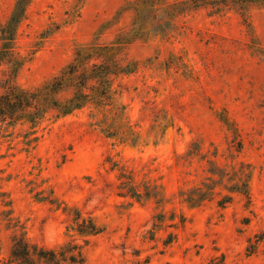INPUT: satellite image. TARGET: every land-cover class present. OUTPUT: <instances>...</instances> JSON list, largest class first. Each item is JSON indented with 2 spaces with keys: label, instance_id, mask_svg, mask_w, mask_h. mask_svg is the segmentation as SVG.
<instances>
[{
  "label": "rangeland",
  "instance_id": "374dc122",
  "mask_svg": "<svg viewBox=\"0 0 264 264\" xmlns=\"http://www.w3.org/2000/svg\"><path fill=\"white\" fill-rule=\"evenodd\" d=\"M175 1L30 0L16 31L20 86L43 85L96 42L129 41L121 55L137 66L103 110L0 131V259L25 234L83 244L84 264H264V5L244 20L234 6L176 14ZM15 3L0 0V28ZM216 149L221 164H250L249 204L182 200ZM128 177L156 198H132ZM75 213L100 233L77 235Z\"/></svg>",
  "mask_w": 264,
  "mask_h": 264
},
{
  "label": "trees",
  "instance_id": "16d2710c",
  "mask_svg": "<svg viewBox=\"0 0 264 264\" xmlns=\"http://www.w3.org/2000/svg\"><path fill=\"white\" fill-rule=\"evenodd\" d=\"M29 2L16 0L7 23L0 28V131L23 124L35 128L50 112L60 117L90 104L99 110L113 105L120 92L114 85L115 81L135 71L137 66L135 61L121 55L123 45L129 41L116 39L110 43L96 42L89 47L79 48L67 66L43 85L27 89L18 84L16 74L22 60L16 51V31ZM251 3L264 5V0H176L169 11L177 14L205 7L218 13L234 6L245 20ZM52 30L45 31L44 36ZM67 91L68 95H64ZM217 153L216 149L211 157L205 159L206 176L198 184L179 192L182 200L191 207H198L218 196V206L226 208L233 202L234 194H240L249 204L250 164L242 161L239 165L221 164ZM122 185L137 200L156 198L148 189L140 192L132 177L123 180ZM74 224L73 230L81 237L94 236L101 231L91 216L81 217L75 213ZM85 243H88L87 238ZM83 248L84 245L75 240L67 241L58 249L47 248L21 234L14 240L8 257L0 259V264H84Z\"/></svg>",
  "mask_w": 264,
  "mask_h": 264
}]
</instances>
